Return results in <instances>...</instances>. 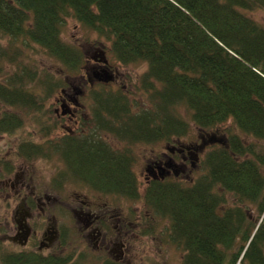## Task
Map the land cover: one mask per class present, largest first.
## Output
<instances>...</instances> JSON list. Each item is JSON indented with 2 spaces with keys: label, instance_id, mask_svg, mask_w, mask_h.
<instances>
[{
  "label": "trees",
  "instance_id": "trees-1",
  "mask_svg": "<svg viewBox=\"0 0 264 264\" xmlns=\"http://www.w3.org/2000/svg\"><path fill=\"white\" fill-rule=\"evenodd\" d=\"M255 10L264 12V0H0V40L35 44L75 75L84 54L61 38L65 19L73 18L106 39L118 63L146 64L141 83L152 106L133 112L122 89H92L95 136L53 138L59 127L46 103L64 78L19 64L0 80V136L13 135L29 118L40 140L20 139L19 158L57 154L65 166L57 176L69 173L97 193L141 203L155 220L139 224L136 234L153 238L155 221L163 222L158 237L180 253L179 264H264V27L246 14ZM3 49L0 43L1 75L2 61L17 63ZM228 121L240 134L212 138L204 174L189 187L152 180L140 192L133 154H114L100 137L146 145L184 138L190 124L211 131ZM74 256L42 257L0 242V264H86Z\"/></svg>",
  "mask_w": 264,
  "mask_h": 264
},
{
  "label": "rangeland",
  "instance_id": "rangeland-1",
  "mask_svg": "<svg viewBox=\"0 0 264 264\" xmlns=\"http://www.w3.org/2000/svg\"><path fill=\"white\" fill-rule=\"evenodd\" d=\"M245 13V11H243ZM246 14L264 27V12L255 10L252 12H246ZM61 38L64 42L77 46L81 49L85 57V64L82 68V72L71 75L67 74L63 67L54 59L47 57L41 48L37 45L30 43L29 46L24 47L21 41H10L8 39L0 40L3 50L10 54L16 55L17 63L15 65H7L5 61H2V75L0 74V80L4 75L14 73L17 69V65H26L32 68H37L41 72L47 71L53 73V75L61 76L64 78V93L72 95L74 97V90L80 91L81 94L76 96L78 102L82 105L83 111L88 115L92 101L90 99V91L92 89H105L106 91H112L116 89H122L123 92L128 96L129 102L133 108V112H137L140 109H150L152 106L148 101V94L142 89L141 77L146 72L147 66L144 62H138L129 65H122L114 60L110 52V43L101 38L97 33L85 26L79 24L73 18H66L65 23L61 29ZM102 59L101 63L98 60ZM106 61L107 67L103 65V61ZM107 68V72L114 78L113 81L106 82L103 78L101 80L94 76L97 69L101 67ZM60 92L55 93L49 101L46 103L48 106L50 103L55 102V99L59 98ZM38 93V97L41 96ZM180 115L185 119H189V114L183 109H179ZM34 116V115H33ZM68 119L66 118L65 121ZM25 123L22 128L17 130L13 135H1L0 136V151L9 152V155H5V160L13 162L17 166L18 177L23 178V172H27L29 176L33 177L35 186L39 187V190L44 198H50L56 200L57 205V216L58 221L62 227L70 226L73 233L74 246L71 248L74 252V257L81 256L85 259L86 264H106L114 262L110 256L104 252L96 253L93 249L94 244L91 238L85 241L80 231L83 226V217L79 218L80 201L91 200L99 202L100 204H107L109 209V215H115L110 220L111 226L119 223V218L122 222L119 224H127V228L123 229L126 234H122V241L127 243V255L121 264H149L148 259H153L162 262V264H179L180 253L173 247L162 244L160 242V230L164 227L160 221L157 223V234L153 238H146L138 236L135 232L136 227L141 224L147 226L154 222H149L145 217V209L141 203L124 200L122 198L114 196H103L97 192L91 191L79 182L71 180L69 177L65 178V184L58 190L48 189L54 187L52 185L53 177L57 175L58 169H62V164L57 158L47 160L37 159L32 161L30 164H24L15 156V150L20 142V139H28V136H34L33 139L39 142L40 137L35 135L32 131V121L30 119H24ZM72 124H66L65 128L69 129ZM61 136L64 131L59 129L56 132ZM240 134L239 130L234 126L232 121H228L226 124L219 126L218 128L211 131H200L193 124H190V130L186 137L181 139H173L170 142L165 143H154L153 145H133L129 146V149L134 151L137 158V163L134 167L136 176L140 182V192L143 191L145 181L148 177H151L147 171L153 163L156 161L153 159L155 156L166 152L165 147H177L179 144L187 146L199 145L196 150H192L194 155L192 158H186L185 161L179 162V165L174 167L176 176L174 173L166 175L163 180L169 182H178L185 187L191 186L199 177L204 174V166L202 161L205 154L210 151L215 145L216 141L212 138H219L221 140L226 139V134ZM58 136L54 135L53 138ZM107 142L113 147L122 149L124 144L118 143L111 136H105ZM248 143H255L251 139H247ZM7 145V146H6ZM6 146V147H5ZM175 158V157H174ZM154 167V166H152ZM23 171V172H22ZM57 190V191H56ZM229 204L233 205L234 200L227 195ZM144 215V216H142ZM257 224V223H256ZM132 230V231H131ZM129 231V232H128ZM123 232V233H124ZM90 244V245H89ZM71 250V251H72ZM114 250H118L117 247ZM69 252V250H67ZM144 260H143V259ZM112 261V262H111ZM115 263V262H114ZM119 264V263H116Z\"/></svg>",
  "mask_w": 264,
  "mask_h": 264
},
{
  "label": "flooded vegetation",
  "instance_id": "flooded-vegetation-1",
  "mask_svg": "<svg viewBox=\"0 0 264 264\" xmlns=\"http://www.w3.org/2000/svg\"><path fill=\"white\" fill-rule=\"evenodd\" d=\"M101 61L102 59L100 57L98 62L101 63ZM102 63L104 66H108L105 60ZM104 66H102L101 69H97L94 76L100 80L101 78L110 77V81H113L114 78L107 72V68H103ZM73 90L74 97L65 94L64 89H62L59 98H56L55 102L46 106L50 108V116L52 120L58 124L57 127L64 131L62 135L74 138H89L91 134L95 136L94 131L97 132L95 130L96 121L93 118L94 113L92 112L94 104H91L90 113L88 115L83 111V107L76 97L80 95L81 92L75 89ZM66 118L68 119L67 121H65ZM66 124H72V127L67 129L65 128ZM57 136L59 137L58 134ZM105 136L111 135L106 132H101V139ZM111 137L114 138L113 136ZM103 140L108 143L106 139ZM116 141L124 144V148H114V154H133L134 161L130 169L140 189V182L134 171L137 158L134 151L129 149V146L138 144L129 145L118 140ZM170 141H161L157 143H168ZM153 144L154 143L146 145ZM198 146L199 145L194 147L179 144L178 148L165 147L166 152L153 158L156 161L152 165L154 167L151 166L147 170L151 177L146 179L145 186L152 180L165 182L163 178L171 172L174 173L175 177L176 171L174 167L179 165V162L185 161L187 157L191 159L194 155L192 150H196ZM9 154L10 153L5 152V150L0 151V242L12 251L33 253L42 257H56L58 255H69L73 253L71 248L74 246V236L68 224L62 227L58 221V202L50 198L43 199L39 187L33 185V177L29 176L27 172L22 171L24 176L20 179L17 175L18 168L15 163L13 162L12 164V162H8L4 158L6 157L5 155ZM48 155L51 159L54 158L55 161L58 158L57 154ZM15 156L19 158L17 154H15ZM40 158L41 157L37 159ZM45 159L46 161L49 160L47 158ZM19 160L24 164L30 165L32 161H35H27L22 158H19ZM61 164L64 170L65 166L63 163ZM68 177L73 180L69 173ZM51 184L54 185V187H63L65 178L56 175V177H53ZM79 185L96 192L94 187L89 183L79 182ZM54 187L48 189H53L55 191ZM99 194L105 196L102 193ZM80 207L81 209L77 216L79 218H81V216L83 217V226L80 230L82 232L81 237L87 242H89L88 238L93 240V249L96 253L104 252L107 255L109 253L110 258L115 264H121L128 250L127 243L122 241V234L127 233L124 232L123 229L128 227V223L119 224L122 222L121 218H119V223L117 225H109L110 220H112L115 215H109V210H106L109 209L106 203L100 204L99 202L86 200L80 201ZM115 247L118 248L117 251L114 250ZM67 250H69V252Z\"/></svg>",
  "mask_w": 264,
  "mask_h": 264
},
{
  "label": "water",
  "instance_id": "water-1",
  "mask_svg": "<svg viewBox=\"0 0 264 264\" xmlns=\"http://www.w3.org/2000/svg\"><path fill=\"white\" fill-rule=\"evenodd\" d=\"M104 80L107 82V81H110V77H106L104 78Z\"/></svg>",
  "mask_w": 264,
  "mask_h": 264
}]
</instances>
